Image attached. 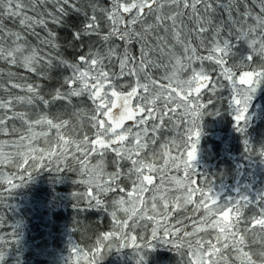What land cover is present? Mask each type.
<instances>
[{
    "label": "snow or ice",
    "instance_id": "1",
    "mask_svg": "<svg viewBox=\"0 0 264 264\" xmlns=\"http://www.w3.org/2000/svg\"><path fill=\"white\" fill-rule=\"evenodd\" d=\"M240 3L0 0V165L23 169L20 184L3 179L18 188L42 168L79 177L76 207L109 223L75 264L157 240L185 264H264V197L224 205L192 179L205 111L228 89L239 126L264 85V0H253L259 14Z\"/></svg>",
    "mask_w": 264,
    "mask_h": 264
},
{
    "label": "rangeland",
    "instance_id": "2",
    "mask_svg": "<svg viewBox=\"0 0 264 264\" xmlns=\"http://www.w3.org/2000/svg\"><path fill=\"white\" fill-rule=\"evenodd\" d=\"M247 51L248 50H244V53L239 56L242 57L244 55L245 57L247 55ZM225 91L228 92L230 97V90L225 89ZM222 93H225L224 90ZM220 111L221 110H218L217 106L209 107L205 111V114L200 122V137L197 145V158L192 162L193 168L196 172V175H193L192 179L197 181L193 187L205 189L209 187L212 192L211 194L218 199L219 203L224 205L231 204L236 200L246 197L252 201L253 206H255L259 203L261 197H264V156L260 155V150L257 151V156L253 160L237 155L239 148L233 147L231 131L234 129L238 130V127L245 129L249 126L251 127L252 124L256 125L257 123L264 121V85L260 86L253 95L248 108L247 120L246 122H242L241 125L237 126L236 121L233 119V116L235 115L233 108H229L227 113L231 115L230 119H233L234 125H229L227 120H221V118L217 117ZM183 130L184 126L181 125V131ZM174 136V132L166 133V138L168 139H171ZM172 155H177L175 149L172 150ZM184 155L186 159V152ZM228 159L233 166V176L230 180H221L222 183L218 184L217 180H212L213 172L215 171L218 163H222V171H227L229 168L227 162ZM9 173L10 172L4 169H0V185L6 186V193L7 191L14 192L17 189L4 182L3 177L5 175L12 177ZM170 175H177L180 178H183L182 168L179 172L173 170L170 172ZM78 179L79 177L75 174L74 180L77 181ZM12 182L16 184L15 180ZM156 182H159L158 179ZM49 187L53 188V183H51ZM79 187L81 188L80 185ZM193 199H199V193H196ZM52 202H54V199L46 198V200L43 201L38 200L35 197L27 198L19 196L18 199L15 200L14 204H10V206H12V208L17 210L19 213H21L20 210L23 209L24 211L21 213L22 216L13 214L6 217L1 214V216L6 220V226L0 228V237H3L7 241L9 248L4 252L3 259L0 260V263L12 264L18 259L17 256L21 252L30 249L36 252V250L32 248V241L34 238L37 240H39V238L33 231V225H36V221L49 223L52 216ZM209 206H212L210 201ZM45 210L47 211L46 213ZM29 213L31 215L27 217V214ZM232 215L233 214L230 213V216ZM165 223H167V221H165ZM190 224L191 222L189 225ZM11 232L15 233L16 242L14 244L12 243V237L10 235ZM43 234L45 236L44 244L50 246V248L46 250L47 257L43 258L45 260L44 264H75L77 257L82 255L83 250L71 242L69 231L64 226H60L55 230L48 228L46 233ZM158 235H163V230H161ZM172 238L174 237H168L166 239ZM76 247L79 248L81 252H74L73 249ZM123 249H126V251L130 253V258L132 259L133 264L141 263V257L145 260V252L149 250L162 252H160V256L152 254V261H144L142 264H185V257L174 251H172V253L178 256L180 254L182 258L180 260L174 259L173 261H165L164 256H162L163 253L167 252V250L176 249L171 245L161 243L159 240L152 242L149 249ZM43 250L45 251V249ZM139 250L140 255L137 254ZM252 251L254 255H257L258 250L256 248H253ZM229 255H232V253L230 252ZM257 258H259L258 255ZM80 264H85L83 259L80 260Z\"/></svg>",
    "mask_w": 264,
    "mask_h": 264
},
{
    "label": "trees",
    "instance_id": "3",
    "mask_svg": "<svg viewBox=\"0 0 264 264\" xmlns=\"http://www.w3.org/2000/svg\"><path fill=\"white\" fill-rule=\"evenodd\" d=\"M222 3H227V0H221ZM248 7L253 11L254 14H259V7L253 4V0H245ZM237 3L240 6V11H244L243 3H240V0H237ZM51 7V6H49ZM219 12L223 16L225 20H227V14L223 12V9H219ZM235 16V11L233 12ZM39 31V29H37ZM244 50H247L246 46L241 44L236 49V55L244 53ZM239 53V54H237ZM240 57V56H239ZM244 55L241 57L243 58ZM0 67H3V64L0 63ZM223 92V91H222ZM225 93H221L222 102L216 104L214 106L218 107L219 112L218 116L221 120H227L229 125L233 124V119L231 115L227 113V110L230 108L226 101L229 98L228 92L224 90ZM3 93L0 92V96ZM213 106V107H214ZM234 125V124H233ZM233 147H238L239 151L237 155L243 158L254 159L257 155V151L260 150L264 152V121L257 123L256 125H251L248 128H245L243 132L234 129L231 131ZM4 137H0L2 139ZM11 139H17L18 137L13 136ZM247 142V144L245 143ZM250 149V150H246ZM47 163V161H44ZM228 162L227 171H222V163H218L216 165V169L213 172L212 180H217L218 184H221L222 181L230 180L233 176V166L230 160ZM0 169H4L10 172V176H12L13 180H15L16 184H20L21 181L18 176H16L17 171H23V169H15L11 168L7 165L0 166ZM25 177H27V173H24ZM75 173L69 171H63L61 173H57L56 171H50L48 168L39 169L32 176L30 181L25 182L23 185L18 187L16 191L6 193V186L0 185V197H2V201H0V217L1 214L8 215L17 214L22 216L21 213L24 211L21 209V213L12 208L10 204H14L15 200L18 199L19 196L27 197V198H36L38 200H46V198L54 199V202L51 203L52 207V216L49 220V223H42L41 221H36V225H33V231L38 236L39 240L33 239L32 243L36 252L32 249L21 252L17 257L18 259L12 264H44V259L46 256V250L50 248L45 243V236L43 233H46L48 228L56 229L60 226H64L70 234L71 242L81 248L83 252L89 251L92 249V245L95 242V233L100 229H104L108 225V221L96 225V222L101 218V214L95 210L84 211L78 209L76 207V202L73 199V193L81 191V188L74 180ZM53 183L54 187L50 188L49 186ZM7 205V207H5ZM31 210V209H29ZM47 211L45 210V213ZM200 213L189 212L190 216H198ZM31 214H27V217ZM44 215V214H43ZM6 220L4 219V226H6ZM190 223V221H189ZM86 226H90L86 231ZM43 233H40V232ZM55 244V242H54ZM53 244V245H54ZM45 249V251L43 250ZM94 251V249H92ZM135 250V249H134ZM172 251L177 252V250H167L164 252L162 256H164L165 261H173L180 260L182 256L179 254L176 255L172 253ZM162 251H153L149 250L145 252L146 259L141 260L139 264H142L144 261L151 262L152 254L159 255ZM140 250L137 252L138 255ZM143 253V252H141ZM91 255V254H90ZM2 264V263H0ZM9 264V263H8ZM11 264V263H10ZM101 264H133L132 259L130 258V253L126 251V249L113 248L110 252L107 249L104 250L103 259Z\"/></svg>",
    "mask_w": 264,
    "mask_h": 264
}]
</instances>
